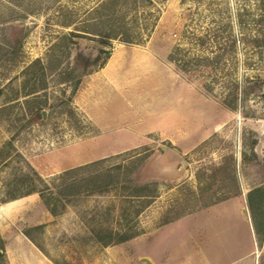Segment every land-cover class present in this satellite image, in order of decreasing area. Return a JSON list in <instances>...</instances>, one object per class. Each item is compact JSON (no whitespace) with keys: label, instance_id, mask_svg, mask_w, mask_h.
Masks as SVG:
<instances>
[{"label":"rangeland","instance_id":"obj_1","mask_svg":"<svg viewBox=\"0 0 264 264\" xmlns=\"http://www.w3.org/2000/svg\"><path fill=\"white\" fill-rule=\"evenodd\" d=\"M103 1L0 0V264H150L232 199L264 264V0H158L109 51Z\"/></svg>","mask_w":264,"mask_h":264},{"label":"crops","instance_id":"obj_2","mask_svg":"<svg viewBox=\"0 0 264 264\" xmlns=\"http://www.w3.org/2000/svg\"><path fill=\"white\" fill-rule=\"evenodd\" d=\"M109 65L110 64L102 68V71L98 72V74L92 76V79L94 80V85H92L93 88H103L108 85L106 80H109V78L106 74L109 69ZM110 80L112 81V79ZM94 97L95 96H92V98L90 97V102L94 100L93 106L99 103L100 92L95 99ZM237 201V199H232L230 201L214 205L207 210H215L214 219L209 220L208 222L211 221L215 223L219 220V226L217 228L215 227L212 231L207 230L206 237L208 238V241H206L208 242V245L205 244V248L202 243V240L204 239V237H202V233L205 232L202 220L201 218H195V223L192 224L191 227L189 226L187 230L188 235L179 240L175 246L171 247L165 243L157 244L158 246L155 251H153L151 257V263L239 264L244 262L246 264H251V259L253 258V254L255 252L253 242L254 226L252 219L248 216L245 209L243 211L239 209L237 205L239 202L236 203ZM14 205L15 204L9 208H3V210H1L2 214L8 215L9 209H13ZM200 214L201 213H196L192 216H185L182 223H185L194 217H199ZM170 227L171 226L167 225L160 227L156 233L161 230L169 229ZM171 230L173 229L171 228ZM241 243L244 246L243 249L240 247Z\"/></svg>","mask_w":264,"mask_h":264},{"label":"trees","instance_id":"obj_3","mask_svg":"<svg viewBox=\"0 0 264 264\" xmlns=\"http://www.w3.org/2000/svg\"><path fill=\"white\" fill-rule=\"evenodd\" d=\"M156 1L158 0H104L101 5L96 8V13H99V19H103L107 24L112 25L107 28V30L99 31L96 34L103 39L104 45H107L105 41L112 39H118L127 44L140 43V33L137 32V28L130 24H142V21L144 24H151L154 12L149 6L153 5ZM170 60L177 61L173 54H170ZM197 60L200 62L202 60H208V58L205 56H198ZM184 70L187 69L184 68ZM248 88H250V86ZM261 92L264 94V83L262 84ZM239 94L240 87L238 84H235L232 93L228 97L227 102H225L226 106L235 109L237 107L236 103ZM254 155L257 156L256 152H254ZM263 190L264 188H257L251 192L249 196L251 204H253L252 195L261 193ZM220 199L221 198L218 200ZM126 239H128L126 236L120 237L121 241Z\"/></svg>","mask_w":264,"mask_h":264},{"label":"water","instance_id":"obj_4","mask_svg":"<svg viewBox=\"0 0 264 264\" xmlns=\"http://www.w3.org/2000/svg\"><path fill=\"white\" fill-rule=\"evenodd\" d=\"M94 46H96V47H102L106 51H109L110 50V48L108 46L104 45V44L94 43ZM43 115L45 116V112H43ZM263 145H264V138L262 137L260 139L259 143L257 144V148L256 149H259V147H262ZM178 157H179V160L180 161L184 162L185 165H187L186 162L180 156H178ZM146 261L149 262L150 264H152L151 261H149L148 259H146Z\"/></svg>","mask_w":264,"mask_h":264},{"label":"bare ground","instance_id":"obj_5","mask_svg":"<svg viewBox=\"0 0 264 264\" xmlns=\"http://www.w3.org/2000/svg\"><path fill=\"white\" fill-rule=\"evenodd\" d=\"M116 57V56H115ZM115 57L113 58V60L115 59ZM113 60H112V63H113Z\"/></svg>","mask_w":264,"mask_h":264}]
</instances>
